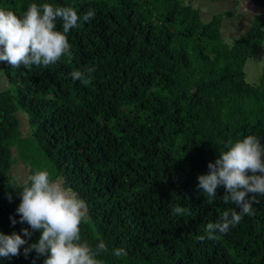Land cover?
<instances>
[{
    "label": "trees",
    "instance_id": "trees-1",
    "mask_svg": "<svg viewBox=\"0 0 264 264\" xmlns=\"http://www.w3.org/2000/svg\"><path fill=\"white\" fill-rule=\"evenodd\" d=\"M30 3L95 16L67 34L71 60L47 68L2 62L13 87L0 92V232L23 236L29 227L16 212L14 169L23 162L29 175L46 169L86 202L81 237L93 248L105 241L103 264H264V196L253 215L201 241L207 223L239 208L222 201V186L211 204L197 187L229 141L254 134L264 144V68L257 83L245 72L264 45V14L229 44L221 31L233 13L205 22L192 1L0 0V8L20 15ZM88 67V85L69 75ZM177 205L183 218L172 215ZM115 248L127 255L115 257ZM20 253L0 264L44 259L25 257L23 246Z\"/></svg>",
    "mask_w": 264,
    "mask_h": 264
},
{
    "label": "clouds",
    "instance_id": "clouds-1",
    "mask_svg": "<svg viewBox=\"0 0 264 264\" xmlns=\"http://www.w3.org/2000/svg\"><path fill=\"white\" fill-rule=\"evenodd\" d=\"M95 11L89 9L82 17L72 6L51 3H30L20 15L12 10L0 8V62L12 68L35 65L47 68L62 57L72 59L68 33L81 21L89 22ZM58 22L61 28L58 29ZM94 67L73 69L69 75L84 85L92 82ZM226 150H220L214 162L209 161L206 174L198 176V185L206 202L211 204L217 196L218 187L224 188L221 196L225 204L236 208L225 210L215 222H209L205 235L199 239H215V234H226L230 227L238 225L243 215H253L256 197L264 196V144L254 135H246L235 142L229 141ZM18 191L20 203L16 209L19 222L29 227L17 232H0V258L10 259L23 252L27 257L32 251L43 256L42 264H103L101 254L109 251L103 239L93 248L81 237V224L88 218L86 202L77 193L51 178L45 169H37L23 179ZM9 200L11 196L9 195ZM172 215L183 218L186 210L174 206ZM13 225L16 219L11 218ZM33 232L40 235L36 242L28 243ZM27 237L28 239H25ZM115 257H123V248L111 250Z\"/></svg>",
    "mask_w": 264,
    "mask_h": 264
},
{
    "label": "rangeland",
    "instance_id": "rangeland-1",
    "mask_svg": "<svg viewBox=\"0 0 264 264\" xmlns=\"http://www.w3.org/2000/svg\"><path fill=\"white\" fill-rule=\"evenodd\" d=\"M200 8L205 22H210L214 16L232 12L231 17H226L222 25V38L226 43H233L240 38L250 27V21L258 14H264L263 9L253 8L248 0H187ZM264 68V45L258 49L245 67L246 78L249 83H257ZM13 84L8 81L2 70L0 62V92L12 89ZM22 113V112H20ZM18 153L17 150H15ZM15 176L21 183L28 174V168L23 162L16 165Z\"/></svg>",
    "mask_w": 264,
    "mask_h": 264
},
{
    "label": "water",
    "instance_id": "water-1",
    "mask_svg": "<svg viewBox=\"0 0 264 264\" xmlns=\"http://www.w3.org/2000/svg\"><path fill=\"white\" fill-rule=\"evenodd\" d=\"M248 2H249V4H250L253 8L261 9V8H259V7L255 4V2H254L253 0H248ZM263 10H264V9H263Z\"/></svg>",
    "mask_w": 264,
    "mask_h": 264
}]
</instances>
